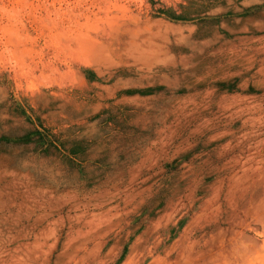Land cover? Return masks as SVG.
<instances>
[{
    "label": "rangeland",
    "instance_id": "374dc122",
    "mask_svg": "<svg viewBox=\"0 0 264 264\" xmlns=\"http://www.w3.org/2000/svg\"><path fill=\"white\" fill-rule=\"evenodd\" d=\"M0 264H264V0H0Z\"/></svg>",
    "mask_w": 264,
    "mask_h": 264
}]
</instances>
